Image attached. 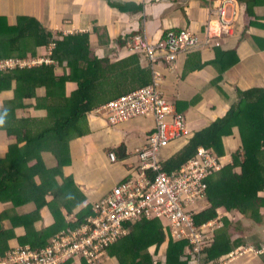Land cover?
Here are the masks:
<instances>
[{"label":"trees","instance_id":"obj_1","mask_svg":"<svg viewBox=\"0 0 264 264\" xmlns=\"http://www.w3.org/2000/svg\"><path fill=\"white\" fill-rule=\"evenodd\" d=\"M240 1L247 3L248 14L254 18L253 6L260 0ZM22 23L11 37L9 29L0 27V37L1 31L3 36H9L0 42V60L16 54L32 58L37 48L54 41L53 61L65 67L61 75L56 73L53 61L0 71V93L10 84L15 86L14 99L4 100L0 109L4 129L13 139L7 154L0 155V255L17 245L45 246L51 235L75 228L93 214L94 203L85 197L71 174L65 175L64 167L71 162L70 142L89 132L88 114L118 99L130 85L143 87L151 82L150 69L140 67L137 57L119 64L91 59L85 36L55 41L36 19L27 18ZM3 24L0 20V26ZM71 82L77 86L70 92L66 84ZM42 88L45 92L38 96L37 90ZM241 97L226 117L196 131L182 149L161 160L163 168L170 172L194 157L199 147L224 154V137L234 134L235 127L240 128L245 159L237 151L234 163L207 179L209 206L195 214L198 224L215 219L221 207L236 216L234 220L225 217V225L216 230L215 240L203 252L204 264H216L237 247V240L244 238L242 234L264 226V89L242 92ZM25 100L33 102L25 107ZM17 110H34L41 115L17 117ZM39 220H44L46 226L42 230L36 228ZM124 224L127 233L106 246L107 254L99 264H191L189 240L173 238L166 219L141 217ZM255 245L264 249L263 233H259ZM152 246H156L157 253L165 246L163 260L153 258ZM78 264L89 263L83 259Z\"/></svg>","mask_w":264,"mask_h":264},{"label":"crops","instance_id":"obj_2","mask_svg":"<svg viewBox=\"0 0 264 264\" xmlns=\"http://www.w3.org/2000/svg\"><path fill=\"white\" fill-rule=\"evenodd\" d=\"M222 7H225L231 22L229 27L220 21L218 10ZM253 12L254 18L248 14L247 3L240 0H0V20L4 22L0 27L9 29L11 37L13 30L20 27L25 19L34 18L55 41L67 36H85L91 59L119 64L137 57L139 66L151 71V82L146 86L157 83L162 96L185 117L186 134L160 151L159 156L165 161L182 149L196 131L226 117L242 99V92L264 89V0L253 6ZM183 31L196 35L202 44L180 54L175 62L161 59L153 65L145 54L132 50L138 37L156 45L169 32ZM1 32L0 42H3L9 36H3L5 34ZM9 40L6 44L10 43ZM55 47L53 41L49 46L37 48L32 58H21L16 54L8 59L52 62ZM56 62L53 61L57 65ZM63 67L57 65L58 75L64 73ZM66 86L71 92L77 85L71 82ZM14 88V84H10L0 93V109L5 101L12 100ZM141 88L130 85L129 91L120 97ZM44 92L45 89H38L37 95ZM32 102L25 100V107ZM39 114L34 110L32 113L16 111L17 117ZM87 118L89 132L70 142L71 162L64 171L65 175L74 177L85 197L93 204L114 186L138 173V151L146 144L156 121L153 116H143L113 125L95 112L88 114ZM4 124L0 118L1 157L7 154L9 141L13 140ZM224 143L226 152L219 155L228 165L243 146L240 128L235 127L234 134L225 136ZM111 152L115 153L116 160L110 158ZM46 156L49 155L46 153ZM48 160L51 162L52 158ZM206 205L200 204L199 209H205ZM219 211L232 220L236 218L232 212L227 213L225 207ZM36 228L43 229L37 223ZM255 230V233L237 240V247L232 252L241 249L242 254L231 259L230 252L217 264H264L261 252L264 249L259 250L255 245L257 241L250 239L257 238L259 233L264 234V226H257ZM252 248L260 251L261 255L260 252H252ZM156 249V246L151 248L154 259L157 257Z\"/></svg>","mask_w":264,"mask_h":264},{"label":"built area","instance_id":"obj_3","mask_svg":"<svg viewBox=\"0 0 264 264\" xmlns=\"http://www.w3.org/2000/svg\"><path fill=\"white\" fill-rule=\"evenodd\" d=\"M218 15L221 23L229 27L231 22L225 7L218 10ZM201 44L190 32H169L156 45L138 37L132 50L144 53L155 65L161 59L175 62L180 54ZM50 62L11 58L0 60V71ZM95 113H100L113 125L134 117L155 118V129L138 151L140 170L97 200L93 204V214L85 223L56 234L41 248L17 245L6 255H0V264H78L83 259L89 264H99L107 254L106 246L127 233L125 222L153 216L167 220L173 238L189 240L187 252L192 264H204L203 252L213 243L221 225L217 217L198 224L195 214L200 210L198 203L206 199L207 179L227 166L223 158L213 149L200 147L180 169L169 172L163 168L159 158L161 149L182 138L187 130L185 117L162 96L157 83L112 100L97 108ZM110 158L116 160L114 152L110 153ZM230 255L232 259L238 254Z\"/></svg>","mask_w":264,"mask_h":264},{"label":"rangeland","instance_id":"obj_4","mask_svg":"<svg viewBox=\"0 0 264 264\" xmlns=\"http://www.w3.org/2000/svg\"><path fill=\"white\" fill-rule=\"evenodd\" d=\"M11 99H14V93H12L11 92ZM32 102V101H31ZM240 154H241V157H242V159H245V150L243 149V146H242V148L240 149ZM235 162V157H234V155H233V160L230 162V163H234ZM229 163V164H230ZM238 170H241V168H238ZM59 178V181H61L62 182V180H63V178H61V177H58ZM204 203H207V205H206V207H208L209 206V201H208V198L206 197V199H202L199 203H198V207H199V205L200 204H202L203 206H204ZM205 207V208H206ZM201 210H203L202 208L200 209V210H198V212L199 211H201ZM219 210H222V207L221 208H219ZM218 210V213H219V215L217 216V218H219V223H220V225L221 226H224L225 225V217L227 216V217H229V215H225V213H221V211H219ZM230 211L228 210L227 211V213H229ZM233 214V213H232ZM234 215V214H233ZM232 216V215H231ZM232 218H233V216H232ZM234 219V218H233ZM37 224H38V226L39 227H46L45 226V223H44V220H39V222H36ZM256 231V230H255ZM251 232L249 231V232H247V233H245V234H242L241 235V237H244L245 238V236L246 235H249ZM252 233H255V232H252ZM257 236H258V234H257ZM258 238V237H257ZM257 238L255 237V238H253V237H251L250 239L251 240H254V241H257ZM253 250H252V252L253 251H255V252H260V251H258V250H256L255 248H252ZM161 251L159 252V253H157V260H160L161 258H162V256L165 254V246H163L161 249H160ZM254 252V253H255ZM261 252H263V251H261ZM261 252H260V255H261ZM256 254V253H255ZM263 258V257H262ZM106 264H110V262H106Z\"/></svg>","mask_w":264,"mask_h":264},{"label":"clouds","instance_id":"obj_5","mask_svg":"<svg viewBox=\"0 0 264 264\" xmlns=\"http://www.w3.org/2000/svg\"><path fill=\"white\" fill-rule=\"evenodd\" d=\"M222 227V226H221ZM220 228V227H219ZM218 228V229H219ZM239 252H242V250L241 249H238L237 251H236V254H239ZM188 253V252H187ZM231 253H233V252H231ZM230 253V254H231ZM243 253V252H242ZM242 253H240V254H242ZM189 255V254H188ZM190 257H191V255H189ZM158 257V256H157ZM157 257L155 258V260H157ZM165 258V255L161 258L162 260ZM191 264H192V261H191ZM217 264V263H216Z\"/></svg>","mask_w":264,"mask_h":264}]
</instances>
